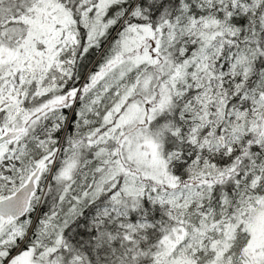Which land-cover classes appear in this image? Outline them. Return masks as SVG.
Returning <instances> with one entry per match:
<instances>
[{
    "label": "snow or ice",
    "instance_id": "obj_1",
    "mask_svg": "<svg viewBox=\"0 0 264 264\" xmlns=\"http://www.w3.org/2000/svg\"><path fill=\"white\" fill-rule=\"evenodd\" d=\"M0 264H264V0H0Z\"/></svg>",
    "mask_w": 264,
    "mask_h": 264
}]
</instances>
